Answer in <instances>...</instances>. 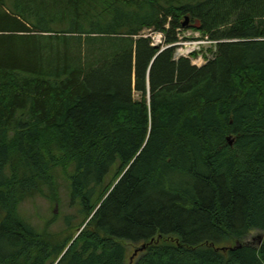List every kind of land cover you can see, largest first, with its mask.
<instances>
[{
	"label": "trees",
	"instance_id": "obj_1",
	"mask_svg": "<svg viewBox=\"0 0 264 264\" xmlns=\"http://www.w3.org/2000/svg\"><path fill=\"white\" fill-rule=\"evenodd\" d=\"M185 18L199 67L143 33ZM58 173L81 216L48 234L19 206L59 205ZM254 230L264 0H0V264H264Z\"/></svg>",
	"mask_w": 264,
	"mask_h": 264
},
{
	"label": "rangeland",
	"instance_id": "obj_2",
	"mask_svg": "<svg viewBox=\"0 0 264 264\" xmlns=\"http://www.w3.org/2000/svg\"><path fill=\"white\" fill-rule=\"evenodd\" d=\"M185 19L182 20V23ZM188 22L184 23L183 27L176 30L179 41L176 42L175 58L186 55L190 53L188 57L192 64L196 66H201L206 62V58H210L215 51L214 43L207 41L206 37L202 38L201 34L190 27H187ZM187 24V26H185ZM144 35L150 37L154 42L153 44H159L164 40V33L159 31H154L152 29H147L143 31ZM172 44L161 43L160 51ZM193 53V54H192ZM230 138V137H229ZM232 140V138H230ZM58 181V196L60 198L59 205H56L49 199L45 198L40 194H36L32 198L25 199L19 206V212L23 218L29 221L36 227L45 228L47 233H63L65 230V216H76L73 219L74 229L76 230V225L80 221L81 213H77V208L75 204H71V200L68 192V182L63 177V174L57 175ZM78 232V231H77ZM76 232V234H77ZM260 235L263 237L264 232L261 230H254L245 238L244 241L250 242L252 244L258 245V237L261 239ZM64 237V236H63ZM142 244L135 243V245H126L127 257L132 256L129 259L135 257L134 250L140 247Z\"/></svg>",
	"mask_w": 264,
	"mask_h": 264
},
{
	"label": "water",
	"instance_id": "obj_3",
	"mask_svg": "<svg viewBox=\"0 0 264 264\" xmlns=\"http://www.w3.org/2000/svg\"><path fill=\"white\" fill-rule=\"evenodd\" d=\"M186 20H187V19L185 18V21L183 22V24L186 23ZM227 139L229 140V143L231 144V143H232V140H231L229 137H227ZM144 247H145V244H142L140 247L136 248V249L134 250V254L137 253L138 251L143 250Z\"/></svg>",
	"mask_w": 264,
	"mask_h": 264
},
{
	"label": "built area",
	"instance_id": "obj_4",
	"mask_svg": "<svg viewBox=\"0 0 264 264\" xmlns=\"http://www.w3.org/2000/svg\"><path fill=\"white\" fill-rule=\"evenodd\" d=\"M207 41L210 42V43H216V42H217V41L208 40V39H207ZM189 54H190V53H187L186 55H183V56H188Z\"/></svg>",
	"mask_w": 264,
	"mask_h": 264
},
{
	"label": "bare ground",
	"instance_id": "obj_5",
	"mask_svg": "<svg viewBox=\"0 0 264 264\" xmlns=\"http://www.w3.org/2000/svg\"><path fill=\"white\" fill-rule=\"evenodd\" d=\"M248 120V119H247ZM254 216V215H253ZM27 257V256H26Z\"/></svg>",
	"mask_w": 264,
	"mask_h": 264
}]
</instances>
